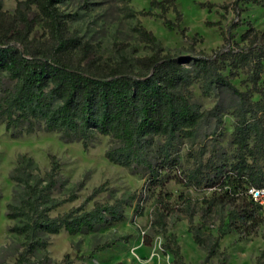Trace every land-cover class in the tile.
<instances>
[{
  "label": "trees",
  "instance_id": "1",
  "mask_svg": "<svg viewBox=\"0 0 264 264\" xmlns=\"http://www.w3.org/2000/svg\"><path fill=\"white\" fill-rule=\"evenodd\" d=\"M62 1L22 0L12 13L0 4V122L5 131L11 137L40 129L54 131L63 140H79L84 150L95 134L108 136L104 156L109 162L132 173H147L153 186H160L162 171L179 167V141L197 137L202 128L206 129L203 139L211 136L213 141L221 123L220 102L200 111L191 100L189 87L199 82L204 93L219 89L230 97L235 115L230 133L232 154L225 162L216 154L205 160L196 158L193 167L177 177L178 183L193 189L219 188L204 200V212L229 205L215 236L205 237L202 225L193 223L194 214H187L195 243L207 249V256L215 254L223 235L258 222L257 211L261 210L248 190L264 186V32L248 25L236 41L232 30L241 26L239 13L245 4L264 7V0H232L236 17L226 25L224 43L211 53L197 51L181 57L165 50L150 31L137 25L139 40L148 43L151 52L132 58L121 55L117 62L95 57L93 46L68 29L69 15L59 8ZM149 5L159 8L161 17L171 7L180 20L175 0H149ZM201 5L210 8L213 3ZM164 24L168 29L176 25L168 19ZM36 25L46 32L42 41L32 36ZM240 71H246V90L231 82ZM32 163L30 157L20 156L12 175L23 187L18 204H8L7 216L21 219L11 230L26 236V248L17 264H32L27 255L45 246L44 234L61 229L69 234L95 231L125 218L122 201L95 202L90 210L76 207L49 216L48 211L60 203L47 193L56 183L58 163L51 156L46 182L41 185L39 179L34 183L27 180ZM184 202L188 208L189 202ZM140 208L137 205L136 213ZM157 217L161 222L163 213ZM118 240L96 244L92 253ZM164 247L173 264H185L174 236L166 237ZM220 264H225V258Z\"/></svg>",
  "mask_w": 264,
  "mask_h": 264
},
{
  "label": "rangeland",
  "instance_id": "2",
  "mask_svg": "<svg viewBox=\"0 0 264 264\" xmlns=\"http://www.w3.org/2000/svg\"><path fill=\"white\" fill-rule=\"evenodd\" d=\"M22 0H0L1 8L12 13ZM201 3H213L207 8ZM180 20L171 7L159 15V8L150 7L149 0H64L60 10L69 15L68 29L76 32L82 42L93 46L95 57L102 61L117 62L121 55L128 58L151 52L148 43L140 41L135 27L150 31L161 47L181 57L194 52L219 48L226 37V25L236 17L232 0H175ZM225 7V8H224ZM239 13L241 26L232 30L234 40L248 25L264 32V7L245 4ZM33 12H36L32 6ZM164 19L176 24L168 29ZM211 23V24H209ZM35 40L42 41L46 32L40 25L33 29ZM264 43V36L261 37ZM240 90H246V71L231 79ZM191 100L200 111H207L217 102L221 123L213 141L203 139L205 128L197 137L182 139L178 143L179 167L162 171V184L153 186L147 173L136 174L126 167L109 162L104 152L110 144L108 136L95 134L86 150L79 140H63L54 131L35 130L18 137L9 136L0 122V264H17L25 250L26 236L11 228L21 224L18 217H9L8 204H18L23 183L13 178V169L20 156L30 157L27 180L38 179L44 184L45 173L50 169L51 156L58 163L56 183L48 190L49 199L60 202L48 211L55 217L71 208L90 210L94 203L113 204L122 201L125 218L102 226L95 231L69 234L64 229L41 236L45 246H38L27 255L32 264H173L165 249L166 237L174 236L185 264H262L264 262V210H258V222L234 228L223 235L216 253L207 256L188 230L187 214L192 212L193 223L201 224L205 237L217 235V227L229 209L228 204L218 205L213 212H204V200L212 198L219 188L193 189L177 182L180 172L193 167V161L205 160L216 154L221 162L227 161L233 151L230 133L235 123L232 101L219 89L204 93L199 82L189 87ZM256 97V95H254ZM202 153V154H201ZM202 155V156H201ZM99 188V192L93 193ZM184 200L189 202L186 208ZM46 205H49L46 204ZM139 205L140 211L135 208ZM163 213L160 222L158 214ZM226 221V219H225ZM120 239L111 247L92 253L96 244ZM92 254V255H91Z\"/></svg>",
  "mask_w": 264,
  "mask_h": 264
},
{
  "label": "built area",
  "instance_id": "3",
  "mask_svg": "<svg viewBox=\"0 0 264 264\" xmlns=\"http://www.w3.org/2000/svg\"><path fill=\"white\" fill-rule=\"evenodd\" d=\"M248 193L252 200L260 205L261 210H264V186L251 187Z\"/></svg>",
  "mask_w": 264,
  "mask_h": 264
}]
</instances>
